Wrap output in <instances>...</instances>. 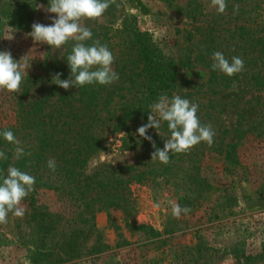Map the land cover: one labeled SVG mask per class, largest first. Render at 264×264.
Segmentation results:
<instances>
[{"label":"rangeland","instance_id":"obj_1","mask_svg":"<svg viewBox=\"0 0 264 264\" xmlns=\"http://www.w3.org/2000/svg\"><path fill=\"white\" fill-rule=\"evenodd\" d=\"M139 1L143 8L135 0H116L102 17L84 20L82 25L95 34L94 40L106 42L117 39L125 21L146 36L153 54L158 51L170 57L175 81L159 97L179 95L198 103L197 115L201 124L211 125L214 130V144L209 147L201 142L187 153H170V163L161 172L164 164L151 160L155 151L152 142L163 149L170 137L167 122H161L159 133L154 128L147 130L152 141L138 135L137 129L144 124L140 120L131 124L128 136L123 131L109 133L101 126L104 147L88 156L80 179L87 181L99 171L97 178L105 182L111 180L108 174L119 172L117 179L121 181H113L110 191L127 208V214L112 208L95 211L91 231L71 239L72 230L81 226L73 218L82 209L80 200L76 194L68 196L60 189L37 188L33 206L40 212L36 219H32L35 209L25 197L21 202L24 215L9 213L7 223L0 224V264H128L132 258L142 262L155 252L138 245L137 235L124 228L125 220L160 232L172 230L171 243L178 246H192L197 237L202 239L209 247L208 264H237L235 256L257 253L264 246V89L253 87L247 75L238 74L228 85L217 87L209 101L207 94L193 93L195 88L187 80L201 83L205 71L193 63L184 65L189 48L186 31L192 25L186 15V0ZM199 2L202 12L214 8L211 1ZM48 6L49 0H0V51H9L15 60L28 65L19 93L0 90V128L15 125L18 100L35 107V102L50 92L48 88L57 73L61 79H69L70 72L65 71L67 55L76 42L70 40L56 49L29 35L33 23H52L55 14L45 11ZM9 33L11 39L6 38ZM54 98L52 95L49 101ZM150 111L149 107L148 115ZM231 143L235 148L229 163L220 150ZM129 168L140 174L138 181L123 182ZM170 202L188 206L191 211L174 218ZM40 214L45 222L51 218L49 230L37 225ZM108 217L119 226L129 245L114 247L119 238L109 226ZM96 236L108 249L93 253ZM256 264H264V259Z\"/></svg>","mask_w":264,"mask_h":264},{"label":"trees","instance_id":"obj_2","mask_svg":"<svg viewBox=\"0 0 264 264\" xmlns=\"http://www.w3.org/2000/svg\"><path fill=\"white\" fill-rule=\"evenodd\" d=\"M135 1L143 8L139 0ZM226 3V11L217 14L215 8L202 12L201 7L198 8L199 0H186V15L192 20V25L186 31L189 48L184 65L190 66L193 63L205 71L203 82L195 83L190 79L187 81L192 82L190 87L195 88L193 93L198 91L207 94L208 101L210 95L217 92V87L228 85L238 74L247 75L253 87L264 89V0H226ZM233 5H239L238 12L234 11ZM118 32L115 41H100L101 44L108 46L115 57L112 69L119 75L117 81L107 86L99 84L80 88L72 86L68 90L51 84L48 88L50 92L37 100L35 107L18 100L20 110L15 125L0 128V132L12 131L25 152L31 153L17 160L15 158L17 145L7 142L0 135V151L7 156V159H0V178L6 176L5 172L10 166L35 177L34 191L27 196L28 203L35 209H32L34 216L32 219H36L35 216L40 212L33 206L37 188L60 189L68 196L76 194L80 200L82 209L77 210L73 218L81 226L72 230L71 239L80 232L91 231L95 211L112 208L120 209L127 214V208L110 191L113 181H121L117 179L120 177L119 172L108 174L111 180L105 182L97 178L99 171L87 181L80 179L82 177L80 171L88 156L104 147V138L99 128L107 127L109 133L123 131L128 136L131 124L138 120L147 123L149 105L157 101L161 92L169 91L175 81L172 59L158 51L153 54L142 32L125 21ZM93 36L95 34L91 40L85 42L87 45L95 41ZM216 51L222 52L230 62L233 56L241 57L244 60V71L232 77L218 70L213 71L212 54ZM65 71L70 72L69 66ZM70 75L71 73L69 78ZM52 95L55 98L49 101ZM234 148L235 143H231L225 144L224 149L220 150L225 161L232 163ZM50 158L55 159V171L47 166ZM160 167L162 172L166 170L167 165ZM125 175L124 183L135 182L140 178V174H134L131 168ZM94 189L97 191L93 195L87 194ZM42 214L37 225L49 230L52 220L48 217L45 222V216H41ZM107 219L109 226L117 232L119 238L114 247L129 245L131 242L122 238L119 226L111 217ZM82 225H86L87 228ZM124 228L130 234L137 235L139 246L155 252L142 262L147 264L209 262L207 256L209 247L198 237L192 246H178L177 243H171L172 230L164 229L160 232L149 225L131 223L127 220L124 221ZM92 249L93 253H100L108 249V246L100 242L96 236ZM235 257L237 264H256L257 261L264 259V246L257 253L247 254L242 258L238 255ZM142 262L132 258V262L128 264Z\"/></svg>","mask_w":264,"mask_h":264},{"label":"clouds","instance_id":"obj_3","mask_svg":"<svg viewBox=\"0 0 264 264\" xmlns=\"http://www.w3.org/2000/svg\"><path fill=\"white\" fill-rule=\"evenodd\" d=\"M116 0H49V6L45 9L48 13H54L51 17L52 23L45 25L33 23L29 35L36 42L46 43L51 48L59 49L70 40L75 41L71 53L67 55V63L70 68L69 79H61L57 73L52 83L68 90L72 86L77 88L86 85L99 84L110 85L119 79V75L112 69L115 57L106 44L99 40L87 45L85 41L92 39V32L88 27L82 25L84 20H97L104 12L115 4ZM211 6L216 9L217 14L226 11V0H211ZM38 7H43L42 5ZM234 11H239V5H233ZM159 37V33L155 34ZM11 39L12 36H6ZM211 69L232 77L244 71V60L239 56H233L231 62L225 55L216 51L212 54ZM27 64H21L15 60L9 51H0V90L19 93L25 75ZM151 111L147 117V123L137 129L140 137L152 141L147 135L149 128H154L159 133L161 122H167L170 137L164 141L163 149L157 148L151 153V160H158L162 164L170 163V153H187L200 144L206 143L209 147L214 144L215 132L211 125L201 124L197 115L199 105L187 98L174 95L169 99L162 94L158 100L149 105ZM3 138L17 145L15 158L19 160L22 156L31 155L20 146L14 133L10 130L0 132ZM0 159H7L3 151H0ZM50 170L55 171L56 162L50 158L47 162ZM0 224H6L8 214L22 217L25 209L21 207L22 200L34 191L35 177L19 168L10 166L7 175L0 178ZM172 216L180 218L181 213L187 214L191 211L188 206L181 207L176 202H170ZM159 208V204L155 205Z\"/></svg>","mask_w":264,"mask_h":264}]
</instances>
